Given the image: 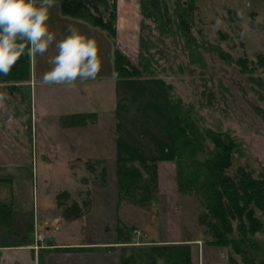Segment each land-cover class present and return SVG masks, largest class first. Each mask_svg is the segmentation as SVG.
I'll return each mask as SVG.
<instances>
[{"label":"rangeland","instance_id":"obj_1","mask_svg":"<svg viewBox=\"0 0 264 264\" xmlns=\"http://www.w3.org/2000/svg\"><path fill=\"white\" fill-rule=\"evenodd\" d=\"M149 1H87L96 16L109 21L111 29H116V36L109 35L106 30L87 21L65 15L57 0L55 7L50 9V19L47 21L57 42L69 35L70 29H78L96 40L101 61L97 77L106 79L113 72L115 50H121L130 63L140 70L141 77H154L165 86L166 94L168 92L170 96V99L167 96L168 101L171 104L172 100L179 119L180 130H176V134L182 137L177 141L179 158L177 165L171 166V176L165 177L163 190L166 193L162 196L158 194L159 181L156 188V184L151 181V174L146 177L144 173L140 183L137 180L131 188L126 187L122 192L123 219L120 227H128L132 231L130 237L135 230L141 232L140 240L136 233L135 239L127 243L129 245L125 247V252H121L122 262L180 264L189 259L192 264H247L248 259L254 258L260 263L264 261V211L256 209L255 212L263 221V228L250 236L256 244L249 247L241 244L244 251H238L232 242L221 245L217 243V238L213 239L211 229L200 221L202 215L209 214L205 198L185 189V185L196 179L192 174H197L198 168L205 165V161L215 152V144L206 132L208 129L234 138L238 145L228 174L235 177L239 168L246 169L256 178L264 174V67L252 65V62L258 63L260 54H264V0H158L162 9L160 14ZM114 14L115 22L112 19ZM180 17L188 21L189 31L180 27ZM57 52L54 43L43 56L30 57L33 79L38 80V93L42 87L39 81L43 72L52 67L48 60ZM241 59L251 62L247 69L240 64ZM5 77L0 75V93L7 94L9 98L4 102L11 107L13 116L18 120L11 122V129L6 130L8 134H5L13 141L0 137V144L14 148L23 141L31 148L32 120L29 121L27 106L26 109L24 106L26 101L29 102L28 86L24 83H28L30 78L5 81ZM9 83L11 86H7ZM61 87L54 85L56 98L61 94ZM139 89L133 90V95L127 100V105L135 113L138 111L137 101L136 105L133 104L138 98L136 92ZM143 90L142 93L148 90L146 85ZM118 91L120 97L124 98V90L122 92L120 87ZM100 93L106 95L101 98L96 96L99 106L96 105V109L101 116L96 126V143H104L100 145L101 154H110L118 141L120 125L114 123L113 115L109 117L106 107L103 108V100L108 102V91ZM150 100H156L163 108L164 102L159 95H151ZM17 105H21L20 111H17ZM126 127L123 121V137ZM37 139L36 136L35 142H38ZM185 139L189 142L187 145ZM37 158L40 169L37 178L38 196L41 197L48 187L53 190L64 183L66 174L60 165L51 171L39 153ZM57 158L62 162L68 156L60 150ZM89 164L90 167L96 164V180L108 181L104 168L107 164L102 165L98 159L96 163L89 161ZM177 171L181 174V177L178 174L180 183L184 184L182 190L179 189ZM199 175H196L197 179L204 178ZM45 180L48 184L44 189ZM80 196L87 202L89 190H83ZM142 199L145 202H141ZM68 200L66 196L60 199L63 204L72 203ZM112 218L105 220L110 227ZM232 225L234 230L227 237L239 239V221L233 220ZM111 236V228L110 232L98 228L96 240ZM143 240L150 243L146 244Z\"/></svg>","mask_w":264,"mask_h":264},{"label":"crops","instance_id":"obj_2","mask_svg":"<svg viewBox=\"0 0 264 264\" xmlns=\"http://www.w3.org/2000/svg\"><path fill=\"white\" fill-rule=\"evenodd\" d=\"M114 73L115 65L106 79L96 76L95 79L77 80L72 88L61 85V94L56 98L54 85H42L38 93V80L33 79L31 68L30 79L24 83L28 86L29 102L26 101L24 106L25 109L27 106L29 121L32 120V147L23 141L14 148L0 144V205L9 207L10 212L7 221L0 218V264H122L121 252H125L129 244L120 243L118 234L124 200L116 177L118 162L130 160L139 165L141 160L156 161L158 194L166 193L163 190L165 177L171 176V166L176 164L172 107L165 86L154 77L120 78L114 77ZM145 85L148 90L142 93ZM7 86H11L10 83ZM119 86L126 94H123L124 98L120 97ZM135 89H139L136 92L138 100L135 99L133 104L136 105L137 101L136 113L127 105ZM102 91H108V102L103 100V108L105 106L109 117L113 115L114 123L120 125L118 141L110 154H101L100 145L104 143H96V126L101 118L96 109V96L104 97L106 94H101ZM155 94L164 102L163 108L156 100H150V96L155 97ZM17 107L20 111L21 105ZM14 120L18 119L4 102L0 106L2 139L12 140L5 134H8ZM123 121L127 126L124 137L121 133ZM36 136L38 142H35ZM60 150L68 156L67 160H58ZM38 153L51 171L60 165L66 174L64 183L57 189L48 187L41 197L38 196L37 183L40 170ZM96 159L104 166L107 164L104 167L108 174L107 182L96 180V164L91 167L89 164V161L96 163ZM47 184L45 180L44 189ZM83 190L90 192L87 202L80 196ZM61 192H68L66 197L79 205L82 209L80 216L64 218L57 200ZM108 218L113 219L111 227L105 221ZM98 228L103 232H110L111 228L112 236L96 240ZM37 234L44 236L43 241H37ZM134 237L132 235L131 239ZM144 243L150 241L145 240Z\"/></svg>","mask_w":264,"mask_h":264},{"label":"trees","instance_id":"obj_3","mask_svg":"<svg viewBox=\"0 0 264 264\" xmlns=\"http://www.w3.org/2000/svg\"><path fill=\"white\" fill-rule=\"evenodd\" d=\"M60 2L61 10L65 15L72 16L74 18L83 19L91 22L93 25L98 26L108 32L111 36H116V29L108 25L101 16H96L88 4V0H57ZM149 4L152 5L154 10L160 14L162 9L159 6L158 0H150ZM96 9V7H95ZM116 15L112 18L115 22ZM180 27L185 30H190V25L184 17H180ZM31 59L25 54L22 55L18 62L13 66L9 75L4 80H23L30 78ZM258 63L252 62L255 67H264V54L258 56ZM247 59H241L240 64L244 69L249 66ZM115 73L120 78L141 77V72L135 68L129 61L128 57L119 49L114 53ZM168 95V92H167ZM169 99L170 96L168 95ZM172 107V134L174 140L175 155L174 160L177 162L178 138L181 139V135L176 134V130L179 128V119L175 114L174 104L171 100ZM207 135L211 141L215 144V152L213 156L207 161L205 165L198 168V173L192 174L196 179L185 185V189L190 192L199 193L205 198V207L208 209L209 214L202 215L200 221L205 223L207 227L211 229L213 239H218V244L228 245L231 242L238 251H244L241 248V244L249 247L256 243L252 241L251 235L256 234L263 228V221L256 215V209L264 211V174L260 177H254L250 172L244 168H239L236 176H231L227 173L233 165L234 154L237 151L238 145L234 141V138L226 136L225 134L218 133L212 129H208ZM195 133V132H193ZM184 142V140H183ZM186 145L189 143L186 141ZM193 142L191 141L190 144ZM177 165V163H176ZM178 167V166H177ZM146 174H151V181L158 187V164L156 161L141 160L139 165L132 163L130 160L120 161L117 164V177L120 187V191L123 192L126 187H132V185L138 180L141 182V178ZM106 173H104L105 175ZM177 171V180L179 189L182 190L184 184L180 183L181 174ZM202 175L204 178L197 179L196 175ZM199 175V176H200ZM193 177V178H194ZM127 179V180H126ZM103 181V180H102ZM138 187V186H137ZM149 188V185H148ZM68 196V192H61L57 196L58 207L62 208L64 218L78 217L82 214V209L77 203L63 204L61 203V197ZM142 199L141 202H145ZM9 207L0 205V218L2 221H7L9 218ZM238 220L239 230L241 237L239 239L228 238L227 236L234 230L232 221ZM132 231L127 227H119L118 234L120 243H129L131 241ZM128 233V235H126ZM130 233V234H129ZM184 256V254H182ZM254 259V258H253ZM248 259L247 264H264V261L257 263L255 259ZM123 264V262H122ZM180 264H192L190 260L181 261Z\"/></svg>","mask_w":264,"mask_h":264},{"label":"clouds","instance_id":"obj_4","mask_svg":"<svg viewBox=\"0 0 264 264\" xmlns=\"http://www.w3.org/2000/svg\"><path fill=\"white\" fill-rule=\"evenodd\" d=\"M55 3L56 0H0V75L7 76L22 55L43 56L55 43L58 52L48 60L52 67L42 75V85L72 88L77 80L96 78L101 68L96 40L70 29V34L57 42L47 23ZM8 98L6 93H0V106Z\"/></svg>","mask_w":264,"mask_h":264},{"label":"built area","instance_id":"obj_5","mask_svg":"<svg viewBox=\"0 0 264 264\" xmlns=\"http://www.w3.org/2000/svg\"><path fill=\"white\" fill-rule=\"evenodd\" d=\"M136 233L138 234L137 236L139 238L140 237L139 234H141V232L140 231H136ZM43 239H44V236L42 234H37V241H43ZM36 247H39V246L36 245Z\"/></svg>","mask_w":264,"mask_h":264}]
</instances>
